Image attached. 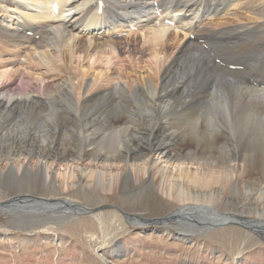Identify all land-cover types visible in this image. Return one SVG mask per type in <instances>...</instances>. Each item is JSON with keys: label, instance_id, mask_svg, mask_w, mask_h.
I'll list each match as a JSON object with an SVG mask.
<instances>
[{"label": "bare ground", "instance_id": "6f19581e", "mask_svg": "<svg viewBox=\"0 0 264 264\" xmlns=\"http://www.w3.org/2000/svg\"><path fill=\"white\" fill-rule=\"evenodd\" d=\"M124 31L129 37L142 35L140 52L149 57L142 74L134 72L133 52L125 61L113 40ZM191 35L199 44L189 40ZM257 49L264 51V0H222V5L214 0L208 5L205 0H0V127L10 115L25 125L26 113L49 110L35 129L21 124L0 140V183H30L53 192L77 184L126 193L135 185L137 191L157 189L187 211L215 205L219 221L242 219L231 211L260 215L264 187L255 193L253 206L237 199L242 191L246 197L254 194L244 177L264 175V54L256 61ZM230 51L240 52L246 73H229L215 63L226 56L233 61ZM41 67L50 75L63 74V84L48 86L40 74L22 69ZM248 78L253 81L246 83ZM140 97L148 111L108 122L121 135L107 131L110 137L102 136L98 149L59 145L62 126L50 110L56 102L64 114L78 118L87 109L108 116L119 101L136 103ZM95 99L109 100L112 108L91 112L86 105ZM86 126L87 131L93 127ZM69 150L75 155L67 159ZM20 194V205L1 208L32 209L25 198L37 207L54 204ZM137 218L133 225L143 223ZM243 219L264 228L261 218ZM189 225L183 232L201 229Z\"/></svg>", "mask_w": 264, "mask_h": 264}, {"label": "rangeland", "instance_id": "374dc122", "mask_svg": "<svg viewBox=\"0 0 264 264\" xmlns=\"http://www.w3.org/2000/svg\"><path fill=\"white\" fill-rule=\"evenodd\" d=\"M212 1L205 0V3L208 5ZM214 3L222 5V0H219V2L218 0H214ZM225 5L227 4H223V6ZM136 28L139 29L138 27ZM139 31L142 32L141 30ZM134 34L138 35L129 37L125 34L118 39L113 37V40L116 41V46L120 49L122 58L125 61L127 59L126 53L129 51L133 52L136 58V71L134 72L138 74L141 72L142 74V71L148 69L147 60L149 57L147 54L140 52L143 45L141 33L136 32ZM192 36L189 37V40L196 42L194 36L191 39ZM36 38L38 39V36ZM100 41L108 42V38H100ZM258 49L254 53L256 61H259V57L264 54V51L259 52ZM229 55L234 62L226 56L225 62L222 59H217L215 63L227 69L229 73H246L249 70V67L246 66L245 69H242L244 66L240 65V52L230 51ZM253 64H255V61ZM235 65L242 67L238 71L228 68ZM22 69L26 73L40 74L46 82H51L48 86H56V83L57 85L63 84V80H65L63 74L50 75V72L47 73L45 67H41L40 70L38 68ZM12 80L16 81V83L20 82L19 78H13ZM252 81L253 79L248 78L246 83ZM31 85L34 86L35 84ZM52 89L54 90L52 87L49 88L50 91ZM143 98H135L137 105L135 100L132 103L129 100L119 101L116 109H113L108 116L102 113L99 114V110L96 112H92V110H95V108L100 109V111L105 108L111 109L112 103L107 99H95L86 105L89 108L93 107L90 110L92 113L88 109L81 111V115L79 114L78 118H72L68 114H64L63 108H60V106L55 107L60 105L56 102L50 107V110L53 113L52 120H57L59 122L57 124L62 126L58 128L60 133L59 145L63 143L69 145L71 148L98 149L102 145L100 142L102 136L108 134L110 137V134L106 132L116 131L113 130L110 123L115 121L118 116L121 114L127 115V113L132 114L133 112H141L143 114L148 111L147 101ZM57 111L59 115L56 116ZM48 112L49 110L47 112L44 111V113H42V110H38L36 115L34 113H26L25 117L27 116V119L25 122L27 123L25 125L23 121H14L12 115L8 116L7 119L3 120V126L0 127V140L10 135L12 129H18L21 124L35 129V125L38 123L36 120L40 122ZM72 120L74 123L71 122ZM88 123L89 125H93L91 129H88L91 132L87 131L86 125ZM40 131L42 132V130ZM54 131L56 129L52 128L53 133ZM52 132L50 131V133ZM116 134L119 133L116 131ZM119 143L121 141H115V144L120 146L121 144ZM74 155L75 152H72V150L66 153L67 159L74 157ZM62 169L58 168L59 173ZM59 173H56L58 178H60L58 176ZM145 179L147 178L143 177L141 180ZM73 181L75 182L76 180ZM243 181L252 186L250 194L252 191L254 194L248 195L250 197L247 199V195L242 191V197L237 199H240V205L248 203L253 206L255 205L253 203L254 198H256L255 193L261 187H264V175L261 176L260 173L247 175L243 178ZM25 191L31 194L32 198L53 201L54 204L52 205H60L59 208H64V201H73L77 204V210H71L67 214L65 213L66 209H62L61 213H59L60 215H54L49 212L42 213L40 210L35 209L37 207H34L36 203L27 198L25 200H27L28 205L32 203V209H1L0 264H107L103 261L101 255L113 264H264V228L262 229L260 225L254 226L257 229L259 228V234H255L240 225L229 224L211 230H207V228L204 233L201 232L202 234H183V238L174 233H178V231H182L183 233V229H177L176 226L167 228L154 226L151 229L147 225L140 227H137V225L132 226L138 222V218L131 221L132 225H129L122 214L116 210H103L92 215L74 214V211L78 212V210L79 212H83V208L99 209L101 207L116 206L122 211L135 216L155 219L166 216L181 208L182 204L178 201L165 197L157 189H152L151 187L137 191L135 185H133V187L125 190L126 193H123V190L99 192L92 187H88V185L78 186L75 184L72 189L60 187L56 189V192H53L54 189L51 187L42 188L38 185L32 186L30 183L8 181L0 183V203L7 202L13 198L17 199L20 197V193H26ZM60 201L63 203H60ZM18 205L20 204L18 203ZM207 205L213 206L211 204ZM216 209L220 208L216 207ZM231 212L234 216L242 217V220H244L243 218L251 220L261 218L260 220L264 221V212L258 216L255 214H243L242 212ZM229 220L231 219L220 221L215 219L213 221L225 223ZM29 222L33 224H29ZM192 226L198 228L195 224ZM119 242L124 243V249L121 248Z\"/></svg>", "mask_w": 264, "mask_h": 264}, {"label": "water", "instance_id": "95a60500", "mask_svg": "<svg viewBox=\"0 0 264 264\" xmlns=\"http://www.w3.org/2000/svg\"><path fill=\"white\" fill-rule=\"evenodd\" d=\"M16 198H13L7 202H4V203H0V209H3L1 207H11L12 204H16L18 205L17 201H15ZM26 207V206H25ZM36 207V206H34ZM60 205L58 206H40V207H37V210H40L42 213H46V212H49L51 214H57V215H60L59 213H61L62 209H66L65 213H70L71 210H75L77 207L75 204H72V201H65V204H64V208H59ZM18 209H29V208H18ZM17 210V209H15ZM103 210H116L118 211L120 214H122V216L124 217L125 221L129 224V225H132L131 221H134V219H137L138 216H135L133 214H130V213H127V212H124L122 211L120 208L116 207V206H108V207H101L99 209H88V208H83V212H76L74 211L75 215H92V214H95L97 212H101ZM14 211V210H13ZM217 215V212L215 211V209L213 208V206H210V205H205V206H199L197 208H193L191 211H187L184 208H181V209H177L175 211H173L172 213H169L167 214L166 216H163V217H160V218H155V219H146V218H142L140 217L139 220L141 222H143L144 224L142 225H137V227H140V226H143V225H147L149 226V229H151L152 227L154 226H158V227H173V226H176L177 229H181L182 228H185L184 226L185 225H189V224H192V225H197L198 227H203L201 229L199 228H195V227H192L195 228L196 230L199 229V231H197V233H204L205 229L207 230H211V229H216V228H221V227H224V226H227L229 224H232V225H240L244 228H246L247 230L255 233V234H259L260 232L258 231L257 228H255V224H250V225H246L244 223V221L241 219V218H232L229 223H216L214 222L213 220H215V217ZM139 223V222H138ZM132 226H136V225H132ZM190 226V225H189ZM207 226V227H205ZM205 227V228H204ZM161 232V230H159ZM176 235H180V237H183V234H187V235H190V233H186V232H183L182 231H178L177 232H174ZM201 233V234H202ZM264 240V239H263ZM121 244V248L124 249V243L122 242H119ZM108 264H112L109 260H107Z\"/></svg>", "mask_w": 264, "mask_h": 264}]
</instances>
